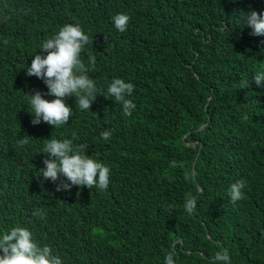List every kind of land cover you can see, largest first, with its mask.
<instances>
[{"label": "trees", "instance_id": "1", "mask_svg": "<svg viewBox=\"0 0 264 264\" xmlns=\"http://www.w3.org/2000/svg\"><path fill=\"white\" fill-rule=\"evenodd\" d=\"M251 10L264 0H0V232L28 229L62 264H163L169 250L174 264H207L222 249L230 264H264V85L245 83L264 71V36L242 27ZM64 24L89 38L98 95L89 110L65 97L66 125H32L24 92L47 89L23 69ZM113 77L134 85L127 117L107 95ZM50 137L106 165L107 188L40 182Z\"/></svg>", "mask_w": 264, "mask_h": 264}, {"label": "clouds", "instance_id": "2", "mask_svg": "<svg viewBox=\"0 0 264 264\" xmlns=\"http://www.w3.org/2000/svg\"><path fill=\"white\" fill-rule=\"evenodd\" d=\"M240 17L242 27L251 29V35L264 36V10L257 13L251 10L242 12ZM129 17L125 13H117L111 17L112 26L118 32H124ZM88 36L79 24H64L50 38L42 41L31 62L23 69L26 76H35L41 80L47 89L46 93L39 90L24 92L31 124L41 122L54 127L66 125L73 116L72 108L65 102V97H74L75 106L80 110H89L90 105L98 95V88L92 78L87 75V69L81 60V52L88 42ZM95 63V57L88 55V64ZM260 87L264 85V71L253 73L249 81ZM134 85L119 77H113L106 86V92L112 101L121 105L122 115L127 117L135 104L128 98ZM51 97V99H46ZM112 132L105 128L100 132L103 140H108ZM41 152L46 158L42 167L37 169L40 182L49 181L55 184L57 191H67L72 186L97 188L104 190L109 184L110 169L100 161L85 154L84 146H74L68 139H45ZM28 143L26 138H20L18 146ZM62 178V179H61ZM59 181V182H58ZM244 184L237 180L226 189L230 202L242 199ZM196 205V199L188 195L184 201V210L191 213ZM37 213L34 211L33 213ZM176 253L169 250L163 258V264H174ZM0 264H62L59 256L52 254L48 246H38L32 233L21 226H13L0 232ZM207 264H230V256L226 249L214 253Z\"/></svg>", "mask_w": 264, "mask_h": 264}, {"label": "water", "instance_id": "3", "mask_svg": "<svg viewBox=\"0 0 264 264\" xmlns=\"http://www.w3.org/2000/svg\"><path fill=\"white\" fill-rule=\"evenodd\" d=\"M193 172H194V174H195V168H193Z\"/></svg>", "mask_w": 264, "mask_h": 264}]
</instances>
